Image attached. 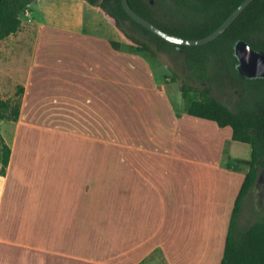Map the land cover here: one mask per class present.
Segmentation results:
<instances>
[{
    "label": "crops",
    "instance_id": "crops-1",
    "mask_svg": "<svg viewBox=\"0 0 264 264\" xmlns=\"http://www.w3.org/2000/svg\"><path fill=\"white\" fill-rule=\"evenodd\" d=\"M20 20L0 40V95L18 108L16 120H0L10 150L0 264H219L247 167L153 150L177 142L181 121L208 120L175 111L170 86L155 83L153 56L143 58L98 8L37 0ZM171 159L195 170L170 172ZM202 179L216 185L201 190ZM179 206L192 232L171 228L178 217L168 212Z\"/></svg>",
    "mask_w": 264,
    "mask_h": 264
},
{
    "label": "trees",
    "instance_id": "trees-1",
    "mask_svg": "<svg viewBox=\"0 0 264 264\" xmlns=\"http://www.w3.org/2000/svg\"><path fill=\"white\" fill-rule=\"evenodd\" d=\"M37 0H0V40L17 32L20 15ZM98 8L123 39L139 52L156 56L158 52H183L188 75L180 85L185 112L191 117L230 127L231 139L250 147L248 160L227 164L236 170L247 167L234 202L219 264H264V217L240 227L238 216L250 190L262 176L264 206V77L240 76L234 54L237 41L264 53V0H253L216 39L201 46L169 43L134 22L122 7L121 0H83ZM152 1V3H150ZM243 0H127L137 14L164 32L187 39H199L213 32ZM142 32V33H141ZM114 48L119 44L112 42ZM227 77L241 87L233 107H227L212 95L211 84ZM192 81L205 83L203 87ZM17 105L0 95V120H16ZM10 150L0 136V177L4 176Z\"/></svg>",
    "mask_w": 264,
    "mask_h": 264
},
{
    "label": "rangeland",
    "instance_id": "rangeland-1",
    "mask_svg": "<svg viewBox=\"0 0 264 264\" xmlns=\"http://www.w3.org/2000/svg\"><path fill=\"white\" fill-rule=\"evenodd\" d=\"M142 33V32H141ZM128 43V42H127ZM132 46L130 43H128ZM147 55V54H146ZM152 55L148 53V58L151 59ZM157 66L153 67L155 83L157 86L163 84L165 87L170 103L175 111L183 112L184 103L180 96L178 97V91H180V85L183 80L186 79L188 75V68L184 60L183 52L180 49H176L172 53L158 52L156 56H153ZM241 76V74H240ZM168 78V82H165V78ZM264 77V76H263ZM166 78V79H167ZM220 81H216L211 84L212 95L217 98L218 101L226 105L227 107H233L237 99L240 97L241 87L238 83H232L227 77H220ZM248 78V77H247ZM191 84L197 87H203L206 84L196 81H192ZM177 94V96H175ZM153 97L154 106L158 104V98ZM150 101V100H149ZM159 107L160 104H158ZM155 116L157 117L158 115ZM154 115V114H153ZM154 116V118H155ZM124 118V117H123ZM189 118V117H188ZM195 122L194 126L192 123L182 122L180 123L179 138L176 143H169V145L164 147H154L153 150L160 154H166L169 151V155L176 157H185L186 160L191 161V159H199L202 162L207 163H220L226 164L227 162H233L235 157L250 158V147L247 144L239 143L229 139L230 127H218L215 123L210 121H203L200 119H193ZM124 122V120H123ZM208 125L210 127L202 126L201 124ZM183 124H185V130L183 132ZM152 149V148H151ZM120 154H130V150L117 149ZM140 154V153H138ZM231 160V161H230ZM156 167L159 166L157 163ZM166 164L164 163V167ZM167 169L170 172H176L179 169H185L186 174L193 173L191 171L195 170L194 165L184 162L183 160H173L171 159L167 164ZM156 169V168H155ZM166 170L165 168H162ZM190 185V184H189ZM216 185L215 180H201V190H207L214 188ZM192 186V185H190ZM193 188V187H192ZM177 192V191H175ZM263 188L262 181H260L254 188L250 190L248 195L244 200V205L240 211L238 223L240 227H245L253 222L260 220L264 217V206L262 203ZM178 204H172V207H176ZM179 206V209H172L168 212L169 217H178V222H170L171 228L178 226L181 223L184 225V229L181 231L188 230L193 231L194 222H182L188 219L189 212L183 211ZM222 233V230L218 231ZM221 258V257H220Z\"/></svg>",
    "mask_w": 264,
    "mask_h": 264
},
{
    "label": "water",
    "instance_id": "water-1",
    "mask_svg": "<svg viewBox=\"0 0 264 264\" xmlns=\"http://www.w3.org/2000/svg\"><path fill=\"white\" fill-rule=\"evenodd\" d=\"M253 0H243L233 12L218 26L213 32L199 39H187L180 38L171 34H168L146 20L135 11L131 9L127 0H121V4L127 15L137 24L147 29L148 31L158 35L165 41L180 45V46H201L205 45L218 36H220L240 15V13L252 2ZM152 3V1H150ZM234 54L238 60V72L242 76L248 78L263 77L264 76V53H258L253 50L246 42L239 40L234 45ZM258 182L262 181V176L257 179Z\"/></svg>",
    "mask_w": 264,
    "mask_h": 264
},
{
    "label": "flooded vegetation",
    "instance_id": "flooded-vegetation-1",
    "mask_svg": "<svg viewBox=\"0 0 264 264\" xmlns=\"http://www.w3.org/2000/svg\"><path fill=\"white\" fill-rule=\"evenodd\" d=\"M237 67H238V65H237ZM254 78H256V77H254Z\"/></svg>",
    "mask_w": 264,
    "mask_h": 264
},
{
    "label": "built area",
    "instance_id": "built-area-1",
    "mask_svg": "<svg viewBox=\"0 0 264 264\" xmlns=\"http://www.w3.org/2000/svg\"><path fill=\"white\" fill-rule=\"evenodd\" d=\"M26 10H27V9H26ZM26 10H25V11H26ZM25 11H24V12H25Z\"/></svg>",
    "mask_w": 264,
    "mask_h": 264
}]
</instances>
